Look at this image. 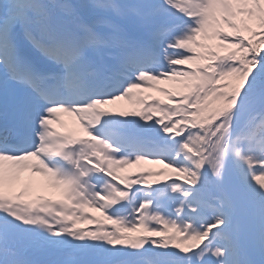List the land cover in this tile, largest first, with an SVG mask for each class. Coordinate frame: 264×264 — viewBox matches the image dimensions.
I'll use <instances>...</instances> for the list:
<instances>
[{
	"label": "snow or ice",
	"instance_id": "6c2138e0",
	"mask_svg": "<svg viewBox=\"0 0 264 264\" xmlns=\"http://www.w3.org/2000/svg\"><path fill=\"white\" fill-rule=\"evenodd\" d=\"M0 264H264V0H0Z\"/></svg>",
	"mask_w": 264,
	"mask_h": 264
},
{
	"label": "rangeland",
	"instance_id": "374dc122",
	"mask_svg": "<svg viewBox=\"0 0 264 264\" xmlns=\"http://www.w3.org/2000/svg\"><path fill=\"white\" fill-rule=\"evenodd\" d=\"M149 93H150V91H148V90L144 92V94H145V95H148V96L150 95ZM128 105H129V103H128ZM129 108H130V107L127 106L126 108H123V109H129ZM58 195H60L59 192H58Z\"/></svg>",
	"mask_w": 264,
	"mask_h": 264
},
{
	"label": "bare ground",
	"instance_id": "6f19581e",
	"mask_svg": "<svg viewBox=\"0 0 264 264\" xmlns=\"http://www.w3.org/2000/svg\"><path fill=\"white\" fill-rule=\"evenodd\" d=\"M57 128H58L59 130H61V131H62V130H64V129H61V128L59 127V125H58V127H57ZM50 191H51V190H50V189H48V190H47V191H45V192H48V193H50ZM45 192H44V193H45Z\"/></svg>",
	"mask_w": 264,
	"mask_h": 264
}]
</instances>
